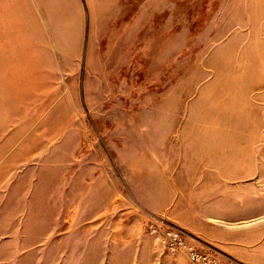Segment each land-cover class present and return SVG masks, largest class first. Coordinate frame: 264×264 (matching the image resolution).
<instances>
[{
	"label": "rangeland",
	"instance_id": "1",
	"mask_svg": "<svg viewBox=\"0 0 264 264\" xmlns=\"http://www.w3.org/2000/svg\"><path fill=\"white\" fill-rule=\"evenodd\" d=\"M221 187L264 201V0H0V264H190L145 220Z\"/></svg>",
	"mask_w": 264,
	"mask_h": 264
},
{
	"label": "crops",
	"instance_id": "2",
	"mask_svg": "<svg viewBox=\"0 0 264 264\" xmlns=\"http://www.w3.org/2000/svg\"><path fill=\"white\" fill-rule=\"evenodd\" d=\"M222 191L221 187L208 196L181 195L169 213L171 222L191 243L212 249L234 264H264V253L258 255L264 248V201L260 194Z\"/></svg>",
	"mask_w": 264,
	"mask_h": 264
},
{
	"label": "built area",
	"instance_id": "3",
	"mask_svg": "<svg viewBox=\"0 0 264 264\" xmlns=\"http://www.w3.org/2000/svg\"><path fill=\"white\" fill-rule=\"evenodd\" d=\"M145 230L169 254H182L190 264H233L212 249L192 244L179 229L153 218L145 220Z\"/></svg>",
	"mask_w": 264,
	"mask_h": 264
}]
</instances>
